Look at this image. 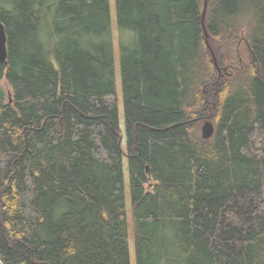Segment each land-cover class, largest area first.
<instances>
[{
	"label": "trees",
	"instance_id": "16d2710c",
	"mask_svg": "<svg viewBox=\"0 0 264 264\" xmlns=\"http://www.w3.org/2000/svg\"><path fill=\"white\" fill-rule=\"evenodd\" d=\"M115 1L125 148L110 0H0V264H132L125 156L137 264H264V0Z\"/></svg>",
	"mask_w": 264,
	"mask_h": 264
},
{
	"label": "rangeland",
	"instance_id": "374dc122",
	"mask_svg": "<svg viewBox=\"0 0 264 264\" xmlns=\"http://www.w3.org/2000/svg\"><path fill=\"white\" fill-rule=\"evenodd\" d=\"M111 3V16H112V30L115 41V56H116V72H117V90L119 96V109H120V123L122 129V145L126 147V130H125V109H124V100H123V86H122V76H121V64H120V29L117 21V12H116V1L110 0ZM128 31V30H125ZM131 34L135 35L134 32L128 31ZM246 29H243L242 34L245 36ZM124 36H128L127 32L123 33ZM244 38V37H243ZM243 38L239 42V49L243 53L245 59H247L245 43ZM244 51V52H243ZM6 90H9V86L6 81H2ZM208 133L211 132L210 128L206 129ZM124 167H125V184H126V196H127V204H128V215H129V234H130V251H131V262L132 264L136 263V254H135V242H134V228H133V217H132V208H131V199H130V180H129V167H128V159L127 156L124 157Z\"/></svg>",
	"mask_w": 264,
	"mask_h": 264
},
{
	"label": "water",
	"instance_id": "95a60500",
	"mask_svg": "<svg viewBox=\"0 0 264 264\" xmlns=\"http://www.w3.org/2000/svg\"><path fill=\"white\" fill-rule=\"evenodd\" d=\"M7 57H8V35L6 32L5 24L0 20V63L5 62L7 60Z\"/></svg>",
	"mask_w": 264,
	"mask_h": 264
}]
</instances>
